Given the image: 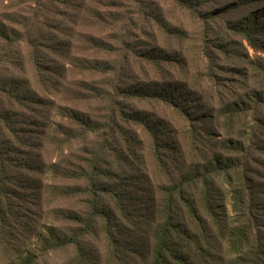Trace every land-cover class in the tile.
Returning a JSON list of instances; mask_svg holds the SVG:
<instances>
[{"label": "rangeland", "instance_id": "374dc122", "mask_svg": "<svg viewBox=\"0 0 264 264\" xmlns=\"http://www.w3.org/2000/svg\"><path fill=\"white\" fill-rule=\"evenodd\" d=\"M188 1L199 3L202 13L211 14L206 35L202 32L203 19L176 0H0V34L4 28L10 33L7 41L0 38V113L11 110L18 137L1 123L4 138L19 149V157L30 168L24 172L25 181L16 188L28 214L22 220L25 230L14 241L15 250L0 243V264H10L15 255L29 251L36 255L34 264H76L74 246L40 250L48 227L57 233L76 227L73 222L57 218L54 209H86L83 196L61 199L44 192L53 184L72 183L55 175L53 169L78 171L87 167L86 162L98 149L105 169L110 166L111 171H116L115 175L125 180L129 189L136 191L140 186L138 174L123 165V136L114 133L109 140H103L107 136L103 132L85 137L76 134L70 141L64 138L66 130L79 133L77 122L82 115L100 121L101 131L111 127L106 112L109 104L90 97L95 85L100 89L107 87L109 75L88 69L86 64L117 62L126 20L130 28L125 37L134 50L128 54L127 65L124 63L121 85L138 88L179 82L189 87L204 105L193 111L211 115L201 123L209 134L206 140L211 142L210 149L223 136L213 110L219 102L264 90V35H258L259 44L252 48L229 28V24L245 21L264 7V0ZM25 35H31L32 40H22ZM84 35L109 45L111 50L87 44ZM146 56L152 59L147 60ZM132 106L151 113L163 112L161 106L148 101L132 100ZM142 135L137 129L132 144L143 147L138 151L146 154L148 140L143 137L142 142H135ZM130 167L136 169L135 164ZM128 195L131 215L139 217L135 192L129 190ZM100 225L99 220L97 227ZM126 251L131 254V263L111 257L106 237L97 229L83 238L78 257L82 264H144L136 263L132 252Z\"/></svg>", "mask_w": 264, "mask_h": 264}, {"label": "trees", "instance_id": "16d2710c", "mask_svg": "<svg viewBox=\"0 0 264 264\" xmlns=\"http://www.w3.org/2000/svg\"><path fill=\"white\" fill-rule=\"evenodd\" d=\"M176 1L203 19L202 32L206 35L211 14L202 13L197 2ZM244 20L229 24V28L249 46L257 48L258 35H264V22L261 23L264 7ZM129 28L126 20L125 36ZM9 35L4 28L0 38L7 41ZM125 36L119 39L117 62L86 64L88 69L109 75L107 87L100 89L95 85L90 97L109 104L106 112L111 127L108 125L107 131H101L100 121L82 115L77 122L79 133L69 129L64 138L70 141L76 134L85 137L103 132L107 134L103 140H109L114 133L123 136L120 141L124 149L123 165L138 174L140 186L136 191L129 189L126 181L115 175L116 171H111L110 166L105 169L104 157L98 149L86 162L87 167L78 171L53 169L55 175L72 183L53 184L44 192L61 199L83 196L86 209L82 213L75 209H54L57 218L73 222L76 227L67 233L51 232L48 227V234L41 235L40 250L74 246L76 264H82L78 257L82 253V240L98 229L106 237L110 256L126 263L132 261L126 251L129 249L136 263L144 264H264V172L259 169H264V90L219 102L213 110L223 136L210 149L211 142L206 140L209 134L201 123L211 115L193 111L202 103L189 87L179 82L138 88L121 85L124 63L127 65L128 54L134 50ZM21 38L26 42L32 40L31 35ZM84 40L111 50L109 45L88 35H84ZM146 59L151 60L152 56ZM261 65L264 67V56ZM132 100L161 106L163 112L131 107ZM0 115V243L15 250L14 241L24 232L22 220L28 215L24 198L16 188L25 181L24 172L30 168L19 157V149L4 138L1 122L15 134L11 110L4 109ZM137 129L144 136L135 142H142L143 137L148 140L146 154L138 151L143 147L132 144ZM134 164L136 169L130 167ZM129 190L137 197L136 218L130 212ZM99 220L101 225L97 227ZM35 258L30 251L18 253L10 264H34Z\"/></svg>", "mask_w": 264, "mask_h": 264}]
</instances>
